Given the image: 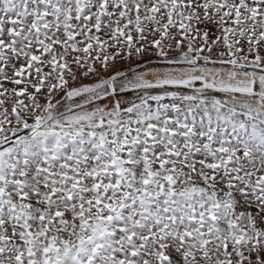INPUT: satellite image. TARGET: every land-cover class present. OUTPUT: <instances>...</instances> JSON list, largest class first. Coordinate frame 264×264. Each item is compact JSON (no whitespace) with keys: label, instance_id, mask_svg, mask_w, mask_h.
I'll return each instance as SVG.
<instances>
[{"label":"snow or ice","instance_id":"obj_1","mask_svg":"<svg viewBox=\"0 0 264 264\" xmlns=\"http://www.w3.org/2000/svg\"><path fill=\"white\" fill-rule=\"evenodd\" d=\"M0 264H264V0H0Z\"/></svg>","mask_w":264,"mask_h":264}]
</instances>
